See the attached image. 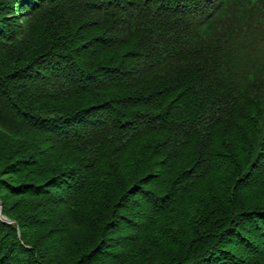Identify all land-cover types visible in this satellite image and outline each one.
<instances>
[{
    "label": "trees",
    "instance_id": "1",
    "mask_svg": "<svg viewBox=\"0 0 264 264\" xmlns=\"http://www.w3.org/2000/svg\"><path fill=\"white\" fill-rule=\"evenodd\" d=\"M0 215V264H264V0H0Z\"/></svg>",
    "mask_w": 264,
    "mask_h": 264
},
{
    "label": "water",
    "instance_id": "2",
    "mask_svg": "<svg viewBox=\"0 0 264 264\" xmlns=\"http://www.w3.org/2000/svg\"><path fill=\"white\" fill-rule=\"evenodd\" d=\"M0 220L5 222L4 218L1 215H0ZM6 222H8V221H6Z\"/></svg>",
    "mask_w": 264,
    "mask_h": 264
}]
</instances>
